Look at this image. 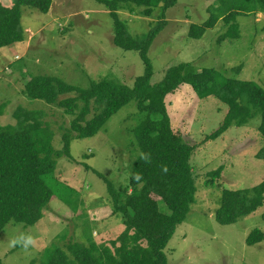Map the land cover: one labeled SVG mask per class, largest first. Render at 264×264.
<instances>
[{
	"label": "rangeland",
	"instance_id": "1",
	"mask_svg": "<svg viewBox=\"0 0 264 264\" xmlns=\"http://www.w3.org/2000/svg\"><path fill=\"white\" fill-rule=\"evenodd\" d=\"M12 7V0H0ZM216 0H180L166 12L168 25L153 43L149 57L154 66V82L178 63H191L194 71L213 68L229 78L253 81L264 88V15L239 18L242 37L218 43L226 31L223 22L206 32L202 39L189 37L193 24L207 21L208 7ZM143 7L119 5L121 20L134 38L148 34L161 19V9L151 18ZM24 44L0 51V104H6L1 126L15 125L18 108L43 112V121L54 133L53 147L63 149L62 136L75 119L57 105L28 99L24 93L30 76H56L87 89L102 79L117 80L133 87L145 67L137 51H125L113 43L114 21L98 0H54L49 14L24 9ZM241 66L235 73L233 68ZM68 97V96H67ZM169 114L186 143L198 145L193 157L197 201L168 244V264H264V241L247 245L256 229L264 232V206L236 224L220 225L216 211L223 191L251 189L264 181V163L257 157L264 146L260 120L245 127L232 126L215 141L202 144L223 123L228 107L218 99H200L191 85L168 99ZM95 107V106H94ZM95 111H92L90 118ZM142 113L133 100L94 138L73 139L71 156L57 158V167L47 183L55 196L43 210L35 226L10 223L0 233V259L4 264H31L46 250L66 249L71 241L88 246L90 239L109 244L125 230L113 207L102 174L117 186L130 183L133 166L141 152L131 132ZM224 166L222 180L207 185L210 172ZM20 234L32 235L35 244L25 249L10 246ZM55 244V245H54Z\"/></svg>",
	"mask_w": 264,
	"mask_h": 264
},
{
	"label": "trees",
	"instance_id": "2",
	"mask_svg": "<svg viewBox=\"0 0 264 264\" xmlns=\"http://www.w3.org/2000/svg\"><path fill=\"white\" fill-rule=\"evenodd\" d=\"M7 7L0 1V51L15 44H24V9L49 14L54 0H12ZM114 21L113 43L125 51H137L145 72L133 87L102 79L83 89L56 76H30L23 93L34 101L57 105L67 115L75 116L71 128L63 134V149L53 147L54 133L45 125L43 112L18 108L15 125L0 124V233L10 223L35 226L44 217L43 210L55 196L47 183L57 167V158L71 156L73 139L96 137L120 110L137 101L142 113L138 126L131 130L140 148L128 186H117L98 174L106 183L113 215H120L125 227L109 244L90 239L88 246L68 243L66 249L54 246L41 259L31 264H168L166 249L178 226L183 224L197 201V185L193 157L198 145L186 143L183 134L173 126L168 99L183 84L191 85L200 99L214 97L228 107L227 115L202 144L215 141L232 126L245 127L260 120L259 133L264 143V88L253 81L229 78L213 68L194 71L191 63L181 62L165 71L164 79L154 82V66L150 49L168 25L166 12L180 0H98ZM130 3L143 7V15L151 18L161 9L160 22L144 37L134 38L121 20L119 5ZM207 13V21L193 24L189 37L202 39L206 32L223 22L226 31L218 43L242 37L240 17L264 15V0H216ZM241 66L233 68L237 74ZM68 96V97H67ZM95 106V107H94ZM6 104H0V117ZM92 111L95 114L89 119ZM148 154L150 162L141 156ZM257 157L264 163V146ZM167 167V172L163 169ZM224 166L208 174L207 185L214 187L222 180ZM142 174V181L132 177ZM264 206V181L251 189L223 191L215 219L222 226L236 224ZM264 241V232L254 230L247 238L248 246ZM55 245V244H54ZM0 264H4L0 259Z\"/></svg>",
	"mask_w": 264,
	"mask_h": 264
},
{
	"label": "clouds",
	"instance_id": "3",
	"mask_svg": "<svg viewBox=\"0 0 264 264\" xmlns=\"http://www.w3.org/2000/svg\"><path fill=\"white\" fill-rule=\"evenodd\" d=\"M141 158L145 162H150V156L148 154H142ZM165 172H167V167L165 166L163 169ZM135 181L141 182L143 177L142 174L136 173L132 177ZM35 244V239L32 235H26V234H20L15 239L10 241V246L15 247L16 245H22L25 249H28L30 246H33Z\"/></svg>",
	"mask_w": 264,
	"mask_h": 264
}]
</instances>
